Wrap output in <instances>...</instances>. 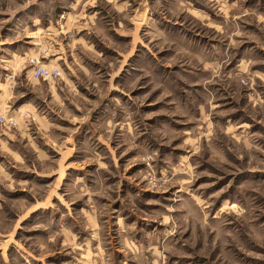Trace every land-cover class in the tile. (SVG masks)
<instances>
[{
  "label": "rangeland",
  "instance_id": "obj_1",
  "mask_svg": "<svg viewBox=\"0 0 264 264\" xmlns=\"http://www.w3.org/2000/svg\"><path fill=\"white\" fill-rule=\"evenodd\" d=\"M187 2L0 0V115L17 122L0 132V264H264L263 129L216 134L221 149L184 131L203 50L233 40L214 0ZM36 58L63 80H34Z\"/></svg>",
  "mask_w": 264,
  "mask_h": 264
},
{
  "label": "crops",
  "instance_id": "obj_2",
  "mask_svg": "<svg viewBox=\"0 0 264 264\" xmlns=\"http://www.w3.org/2000/svg\"><path fill=\"white\" fill-rule=\"evenodd\" d=\"M182 1L189 4L188 0ZM214 2L216 6L221 7L215 17L216 27L219 28L216 31L222 37L233 40L226 48L223 44L221 46L217 44L216 47L210 49L206 47V50H203L201 72L194 82L200 94L198 117L195 118L198 122L194 131L190 128L184 131L195 135L203 126L205 131L202 130L199 139L206 144L215 141L214 144L221 149L223 143L217 141L216 134L229 136L239 142L241 136L244 137L245 134L255 135L257 124L264 131L263 121L261 118L256 120L255 117L257 111L264 115V0H214ZM205 18V21H208L207 17ZM252 38L258 42L256 40L252 44L243 41ZM239 43L241 45L236 48ZM245 43L247 45H244ZM186 76L193 78L191 73L184 77L188 80ZM241 80H245L247 86L243 87ZM61 90L59 85H55V96L60 97ZM236 97L241 102L240 108L227 107V104L237 102L234 101ZM174 99L175 96H172V100ZM243 103H247L248 113L242 108ZM184 115L181 116L190 124L193 120L189 115ZM124 118L127 122L119 120V126L127 127L126 132L136 130L137 124L134 126V123L128 121L129 117ZM165 119L161 122L163 127L169 129L180 127L175 125L173 120ZM218 129L221 130L220 133ZM195 139L190 138V142H194ZM185 142H188V139Z\"/></svg>",
  "mask_w": 264,
  "mask_h": 264
},
{
  "label": "built area",
  "instance_id": "obj_3",
  "mask_svg": "<svg viewBox=\"0 0 264 264\" xmlns=\"http://www.w3.org/2000/svg\"><path fill=\"white\" fill-rule=\"evenodd\" d=\"M32 78L36 81H59L63 80L62 71L59 67H49L42 64L40 58L32 59ZM17 127V122L12 117H5L0 115V132Z\"/></svg>",
  "mask_w": 264,
  "mask_h": 264
}]
</instances>
